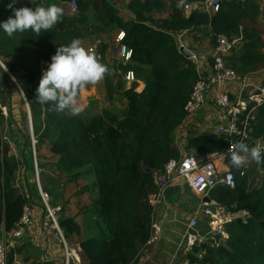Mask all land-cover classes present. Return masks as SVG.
I'll use <instances>...</instances> for the list:
<instances>
[{"label": "trees", "instance_id": "1", "mask_svg": "<svg viewBox=\"0 0 264 264\" xmlns=\"http://www.w3.org/2000/svg\"><path fill=\"white\" fill-rule=\"evenodd\" d=\"M199 1L176 0L169 17L157 22L151 17L162 5L138 0L128 6L134 16L128 21L120 18L107 0H23L20 4L16 0L15 9L56 4L63 14L48 32L26 30L9 36L0 30V61L25 96L36 144L48 145L56 158L55 171L63 172L67 181L76 183L83 176L95 179L97 199L83 213L86 223L81 227L73 218L61 217V208L57 219L67 243L78 245L83 264H129L150 237L154 212L150 197L157 192L154 178L165 173L170 162L180 160L175 132L186 118L184 106L199 78L197 64L180 53L176 35L209 27L213 38L241 37L225 58L227 67L241 77L264 64L259 33L255 29L251 33L240 30L242 20H256L259 7L255 0L222 1L213 16L203 12H192L188 17L182 14L180 7ZM70 2L76 3V14L70 13ZM9 3H0V22L13 14L7 7ZM113 30L124 33L120 44L132 51L130 63L123 66L115 62L114 69L108 67L102 83L106 103L118 101L120 112L107 106L96 115L92 103L81 112H73L72 108L57 111L51 102L40 104L36 89L43 74L42 63L50 64L57 47L69 44L73 38L88 40L92 45L94 39ZM106 50V44L98 46L103 57ZM209 62L212 65L211 59ZM127 70L136 77L128 88L123 81ZM0 76L6 81L1 67ZM137 80L144 85L141 93L134 90ZM247 116V139L242 141L250 147L263 142L264 148V102L252 103L240 113L239 129ZM24 140L29 153L21 152L20 156L10 154L7 144L0 141V235L14 228L23 208L35 196L42 206L33 179L29 135ZM230 141L239 142V137H191L186 152L206 162L209 155L227 153ZM22 168L29 179L20 175ZM231 172L234 188L217 186L212 195L228 212L244 215L225 225L228 239L224 243L202 244L196 254L188 252L189 264H264V165L253 161L243 176L241 170ZM43 175L41 189L51 198L49 205L57 206L58 180L47 176L43 184ZM18 180L24 181L23 186L16 187Z\"/></svg>", "mask_w": 264, "mask_h": 264}, {"label": "crops", "instance_id": "2", "mask_svg": "<svg viewBox=\"0 0 264 264\" xmlns=\"http://www.w3.org/2000/svg\"><path fill=\"white\" fill-rule=\"evenodd\" d=\"M22 1L18 0L19 4L22 3ZM107 1L114 9L117 10L118 16L124 21L132 20L134 18L133 14L128 9L132 0ZM138 1L142 3L149 2L153 5H162V8L156 11L151 17L153 21L158 22L169 17L176 0ZM204 1L205 0L196 2L189 6L188 9H186V5L182 6L180 7V10L186 17H188L192 12L205 13V9L203 7ZM220 1L230 2L232 0ZM255 2L259 7V14L256 20L253 23L248 20H242L240 30L242 32L251 33V31L255 29L259 33L262 42L260 53L264 56V0H255ZM208 15L213 16L210 14ZM119 32V30H113L106 35H100V38L96 39L99 40L101 44L107 45V50L101 63L107 65L111 70L115 68V62L116 64H122L119 59L115 60L112 58L109 50L110 45L116 44L115 42H117ZM96 40L94 39L92 44ZM176 40L179 47H184L195 56L196 59L194 62L197 64L199 75L207 78L211 74V64L209 60L211 59L215 47V38H213V34L210 32V28L204 27L202 30H184L176 35ZM235 40L237 41V44H239L241 37H236ZM253 40H256V38ZM84 42L85 46L90 48V42L88 40H85ZM42 65L44 66V69L42 70L44 72L49 63H42ZM239 78V80L229 82L224 87H213L208 92V100L206 104L193 114L186 116L185 120L178 127L175 132L174 144L180 152V160L192 155V153L186 152L188 138L219 135L216 131L217 127L226 122V116L211 102L216 94L226 92L235 101H238L239 99L243 100L246 107L252 104L250 98L257 93L258 89L263 87L264 64L256 71H253L243 77L239 76ZM123 81L125 82L124 75ZM102 83L103 79L95 84H88L81 89L77 103L72 106V111L77 112L76 109H79V112H81L86 109L90 103H93L92 112L96 115H101L102 110L107 106H110L113 111L120 112L121 104L118 101L113 102L112 104L106 103ZM135 85V92L141 93L144 88L143 83L137 80ZM126 87L128 88L129 85L126 84ZM9 137L12 140V146L15 145L17 147L16 149L20 150L21 148L18 147L16 143H18L21 133L16 132L15 134L14 132L13 135L10 134ZM257 146L262 147L263 142H258ZM24 148L25 147H23V150H20V153L22 152L23 154ZM39 160L41 166L43 163L47 166V171L48 169L53 171V176L46 172L48 177H56L58 175L53 165L56 158L53 157L50 152L48 159H45L44 156L39 157ZM207 160L210 161L214 168L221 173L227 170H243L246 172L247 167H249L253 162L251 158L248 157L246 162L237 168L235 166H231L230 156L228 155H209L207 156ZM179 161H173L169 165L174 163L178 164ZM46 177V175H43L42 177L43 184L47 183L45 182ZM23 184L24 181L18 180L15 185L16 187H19L23 186ZM77 184H79L78 187ZM72 185L73 191H71ZM58 187L60 191V198L58 200V205L61 208L60 216L73 218L82 227L84 223H86V218L83 213L86 208L97 199L95 179L83 176L76 183L69 181L62 183L58 178ZM62 187L64 190L66 189L68 191L65 194L63 193V195ZM82 188L84 190L80 192L79 190ZM213 190L210 191L205 198V201L209 203L210 208L217 213H221L223 218L228 219L229 221H232L242 214L230 213L225 209V207L219 205L212 195ZM37 199L38 198L35 196V198L30 202V210L32 214L31 225L26 229L22 238L13 243L14 246L11 247L8 253V264H37L47 261H54L55 264H60L62 255L61 246L55 233L52 231L53 228L50 222L45 218L44 210ZM199 203L200 198L188 188L186 183L182 181H174L168 185L162 194L161 201L155 207L153 206L154 212L152 220L155 228L152 229V232L156 235L157 239L151 244H145L139 249L135 258L132 260L133 264H189L187 260V253L190 251L186 243V225L188 220L192 217L194 211L198 208ZM208 231L209 225L207 224V219L204 217L199 218L196 232L199 235H205ZM3 233L5 232H1L0 239Z\"/></svg>", "mask_w": 264, "mask_h": 264}, {"label": "built area", "instance_id": "3", "mask_svg": "<svg viewBox=\"0 0 264 264\" xmlns=\"http://www.w3.org/2000/svg\"><path fill=\"white\" fill-rule=\"evenodd\" d=\"M220 2V0H205L203 4L205 13L210 15H215L218 13L220 9ZM189 6L191 5H186V9H188ZM68 8L72 15L76 14L77 6L75 2H70L68 4ZM123 36L124 33L120 31L117 42L115 43L119 45V60L123 65H127L131 61L132 51L126 46L120 44ZM236 44L237 41L235 39L230 40L224 35L215 36V47L211 56V74L207 78L201 77L199 75V78L193 87L192 93L190 94V97L184 106V112L186 116L193 114L206 104L208 100V92L213 87H224L229 82L240 79L232 69L227 67L225 62V58L230 54L231 50ZM100 45L101 42L96 40L89 49L94 52L98 60L101 62L103 56L97 51V48ZM191 59L195 61L196 58L194 55H192ZM124 80L128 85L134 83L136 80L134 72L132 70H127L124 74ZM250 100L256 105L264 102V88L258 89L257 93L252 96ZM211 102L226 116V122L217 127V133L219 135L227 136L228 138H232L234 136L239 137V141L247 139L245 130L248 126V116L241 121V129L238 127L239 115L246 109L244 101L241 99L235 101L226 92H220L213 97ZM3 110L5 111V109ZM252 111L253 109H251L250 112ZM30 138L33 154L34 182L41 199L45 218L50 222L53 228L52 231L55 233L62 249L60 264H83L80 258V249L78 245L67 243L58 227L57 219L58 213L60 212V207L50 206L49 195L41 189L40 175L44 173V169L37 166L35 152L36 141L32 135H30ZM5 140L6 138L0 137L1 143ZM234 144L235 142L230 141L227 153H230L233 150L231 146ZM169 164L166 166L165 173L157 174L154 178L157 192L151 196L150 201L152 206L155 207L161 201L164 190L172 182L182 181L186 183L188 188L200 198L198 208L194 211L192 217L188 220L186 225V243L188 245L189 251H191L193 246L199 247V245L202 244L216 246L224 243L228 239V235L225 232V225L230 221L223 218L221 213H217L212 208H210V205L205 201V198L207 197L208 193L217 186L233 189L235 186L234 174L229 170L222 173L218 172L210 161L207 160L206 162H202L196 155L187 156L181 159L178 164ZM243 175L244 171L242 170L240 176ZM242 215H244V213H242L241 216ZM201 217L206 218L207 224L209 225V231L205 235H199L196 232L197 222ZM31 222L32 214L30 205H26L23 208L22 215L14 228L3 233L1 236L0 264H8L9 250L14 246L13 243L15 241L22 238L26 229L31 225ZM154 228L155 227L152 220L151 234L148 241L146 242L147 245L151 244L157 239L156 235L152 232V229ZM129 264H133V262H130Z\"/></svg>", "mask_w": 264, "mask_h": 264}, {"label": "clouds", "instance_id": "4", "mask_svg": "<svg viewBox=\"0 0 264 264\" xmlns=\"http://www.w3.org/2000/svg\"><path fill=\"white\" fill-rule=\"evenodd\" d=\"M15 3L16 0H10L7 7L12 8L13 14L6 21L0 22V30L9 36L26 30L36 34L48 32L63 14V9L56 4L15 9ZM4 71H7L6 66ZM108 72V66L98 60L82 39L73 38L69 44L57 47L51 57L36 89L37 100L42 105L51 102L57 111L72 108L77 103L80 90L88 84L101 81ZM76 111L79 112V109ZM231 147L233 150L230 153H220L221 156H230L231 166L239 168L248 157L258 166L264 165V148L261 146L250 147L239 141Z\"/></svg>", "mask_w": 264, "mask_h": 264}, {"label": "rangeland", "instance_id": "5", "mask_svg": "<svg viewBox=\"0 0 264 264\" xmlns=\"http://www.w3.org/2000/svg\"><path fill=\"white\" fill-rule=\"evenodd\" d=\"M1 62V61H0ZM2 64V62H1ZM123 65V64H121ZM126 66V65H123ZM11 76V75H10ZM8 74H6V81H4L2 79V77L0 76V137H4L6 138V140L3 142L5 144H7L8 148H9V153L15 156H20V150H23L24 147V139L29 135V132L26 130V108H25V104L21 98V95L18 91L17 85L18 83L16 82L14 77H10ZM14 81H13V80ZM17 84V85H16ZM19 86V85H18ZM93 105V103H92ZM5 109V111L3 110ZM22 113L25 115V117L22 115ZM19 127V128H18ZM16 132H20L21 133V137L18 140L17 146L20 147V150H17L16 146L11 144L12 140L10 139L9 135ZM29 139H30V144H31V138L29 135ZM36 141V139H35ZM30 151H31V155H32V159H33V154H32V146L30 147ZM35 152H36V162H37V166L39 168H43L44 169V175L48 176V174H45V170L46 172H48L51 176H53V171H51V169H46V165L44 166L38 161L39 157H44L45 159H48L49 156V151H48V145L46 143L41 144L40 146L35 144ZM25 155H27L29 153L28 147H25V150L23 152ZM248 159V158H247ZM23 175L25 178L29 179V173H26V171L22 168L21 169V174ZM43 177V176H42ZM61 180L62 183H66L67 182V176L62 172V174H58L56 176V179ZM34 179V178H33ZM64 179V181H63ZM258 181V179L255 180V182ZM35 183V182H34ZM79 184H77L78 187ZM70 186V185H69ZM64 191V192H63ZM71 191H73V185H72V189ZM69 191V192H71ZM60 192V191H59ZM66 192H68L66 189L64 190V188L62 187V195L63 193L65 194ZM51 200V198H50ZM59 207V206H58Z\"/></svg>", "mask_w": 264, "mask_h": 264}, {"label": "water", "instance_id": "6", "mask_svg": "<svg viewBox=\"0 0 264 264\" xmlns=\"http://www.w3.org/2000/svg\"><path fill=\"white\" fill-rule=\"evenodd\" d=\"M109 50H110V54L112 56L113 59L117 60L119 59V45L118 44H112L110 45L109 47ZM179 51L180 53H182L183 55H185L187 58L191 59L192 58V53H190L188 50H186L184 47H179ZM0 67L4 70L5 68L3 66L0 65ZM6 74H8L10 76V74L5 71ZM11 77V76H10ZM13 80V79H12ZM14 81V80H13ZM17 85V84H16ZM17 88H18V91L21 95V98L25 104V108H26V111H27V119H26V129L28 130L29 132V135H32L33 136V131H32V120H31V114H30V110H29V106L27 104V101L25 99V96L21 90V88L17 85ZM191 251L196 254L197 251H198V246H193Z\"/></svg>", "mask_w": 264, "mask_h": 264}, {"label": "bare ground", "instance_id": "7", "mask_svg": "<svg viewBox=\"0 0 264 264\" xmlns=\"http://www.w3.org/2000/svg\"><path fill=\"white\" fill-rule=\"evenodd\" d=\"M0 65L3 66V64H1V62H0Z\"/></svg>", "mask_w": 264, "mask_h": 264}]
</instances>
